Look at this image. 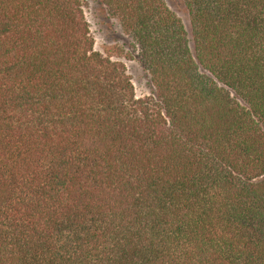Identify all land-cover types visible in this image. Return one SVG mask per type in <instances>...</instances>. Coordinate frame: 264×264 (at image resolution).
<instances>
[{
	"label": "trees",
	"instance_id": "16d2710c",
	"mask_svg": "<svg viewBox=\"0 0 264 264\" xmlns=\"http://www.w3.org/2000/svg\"><path fill=\"white\" fill-rule=\"evenodd\" d=\"M0 0V264H264V0Z\"/></svg>",
	"mask_w": 264,
	"mask_h": 264
},
{
	"label": "rangeland",
	"instance_id": "374dc122",
	"mask_svg": "<svg viewBox=\"0 0 264 264\" xmlns=\"http://www.w3.org/2000/svg\"><path fill=\"white\" fill-rule=\"evenodd\" d=\"M81 1L84 5V16L94 40L95 50L111 57L113 60L121 62L125 66L136 97L149 95L151 87L148 76L139 63L129 57L127 48L129 41L123 35L119 24L106 15L98 0ZM163 1L188 30V17L183 2L181 0Z\"/></svg>",
	"mask_w": 264,
	"mask_h": 264
}]
</instances>
